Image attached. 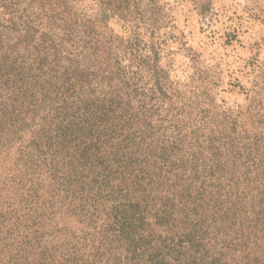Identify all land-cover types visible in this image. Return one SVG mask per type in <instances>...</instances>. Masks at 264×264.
I'll return each instance as SVG.
<instances>
[{
	"label": "trees",
	"instance_id": "trees-1",
	"mask_svg": "<svg viewBox=\"0 0 264 264\" xmlns=\"http://www.w3.org/2000/svg\"><path fill=\"white\" fill-rule=\"evenodd\" d=\"M95 3L0 0V264H264L263 109L171 79L157 0Z\"/></svg>",
	"mask_w": 264,
	"mask_h": 264
},
{
	"label": "rangeland",
	"instance_id": "rangeland-1",
	"mask_svg": "<svg viewBox=\"0 0 264 264\" xmlns=\"http://www.w3.org/2000/svg\"><path fill=\"white\" fill-rule=\"evenodd\" d=\"M70 1L89 17L97 12L95 0ZM157 6L166 25L159 65L171 79L181 86L198 81L224 108L264 111V0H157Z\"/></svg>",
	"mask_w": 264,
	"mask_h": 264
}]
</instances>
